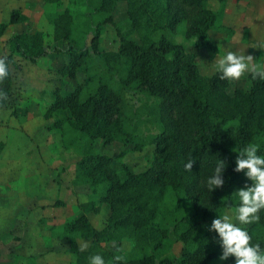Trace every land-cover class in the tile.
I'll return each instance as SVG.
<instances>
[{
  "label": "trees",
  "instance_id": "1",
  "mask_svg": "<svg viewBox=\"0 0 264 264\" xmlns=\"http://www.w3.org/2000/svg\"><path fill=\"white\" fill-rule=\"evenodd\" d=\"M117 1L89 2L95 14L104 13L103 24L114 26L117 50L101 47L103 24L89 36L74 28L67 9L45 14L46 32L20 31L9 38L11 49L31 63L46 54V37L63 40L66 49L53 48L68 56L59 72L76 80L78 68H85L86 82L77 83L67 94L55 88L53 101L45 110L47 116L57 109L68 111L67 116L53 122L65 148H76L87 138H101L104 145L122 141L127 146L134 140L137 120L129 114L123 87L134 85L157 98L161 130L151 139V164L135 171L122 160L124 151L83 154L75 164L73 180L87 185L88 199L78 205V216L59 224L62 231L58 235L70 236L76 264H89V257L96 254L106 264H235V257L219 259V237L208 228L226 209L236 210L239 199L234 192L252 183L245 172L234 171L236 151L252 143L264 156V80L253 79L248 73V90L237 88L230 95L229 80L220 79V73L200 74L186 48L190 44L198 50L214 49L209 32L217 27L218 13L209 7L208 0H124L128 30L116 24L111 15ZM26 18L20 9L13 8L8 20L0 22V36L9 25ZM134 29L138 42L128 37ZM178 33L183 42L175 39ZM3 56L8 58L9 75L0 83V90L7 92L8 100L0 101V109L12 99L15 87L16 62L10 54ZM190 159L195 163L192 171H186ZM218 160L226 164L225 184L210 191L206 181L214 174ZM183 194L191 212L177 219L171 229L164 227L156 220L159 209L166 207L174 213ZM89 213L101 215L105 224L95 227ZM259 216V222L246 230L251 243L264 248V210ZM170 231L182 243L180 254L157 257ZM78 238L90 239L85 251H80ZM111 241H129L131 245L129 250L118 252L120 246H106ZM115 255L124 259L114 262ZM13 259L7 264H16L18 257ZM26 259L19 258L20 262Z\"/></svg>",
  "mask_w": 264,
  "mask_h": 264
},
{
  "label": "rangeland",
  "instance_id": "2",
  "mask_svg": "<svg viewBox=\"0 0 264 264\" xmlns=\"http://www.w3.org/2000/svg\"><path fill=\"white\" fill-rule=\"evenodd\" d=\"M89 2L0 0V22L8 20L13 8L20 9L27 17L20 23L11 24L0 36V56L10 54L16 62L13 97L0 109V264L10 263L15 257H18L16 264H76L75 254L70 249V236H59L58 233L62 231L59 224L77 216L80 213L78 205L88 199L87 185L73 180L75 164L83 154L112 155L124 151L122 160L135 171H143L151 164V139L161 130L156 113V97L134 85L123 87L129 114L137 120L134 140L127 146L122 141L104 145L101 138H87L76 148H65L60 130L54 127L53 122L67 116L68 111L57 109L47 116L45 110L53 101L55 88L67 94L77 83L86 82L85 68H78L76 80L59 72L68 56L54 52L53 48L66 49L63 40L54 41L46 37V54L34 63L11 49L9 38L12 35L20 31L46 32L45 14L65 9L72 15L74 28L90 36L95 27L103 24L105 15L95 14ZM96 4L98 0H94ZM208 5L218 13L217 27L209 32L214 49L198 50L190 44L186 48V52L194 56L200 74L211 76L216 71L215 61L228 50L251 55L254 58L252 63L264 68V49L258 47L264 45V0H208ZM126 10V2L118 0L111 15L116 24L128 30ZM256 25L257 29H261L255 30ZM101 28V47L117 50L119 43L114 26L106 23ZM128 34L129 38L139 41L135 29ZM175 39L184 41L179 33ZM249 87L248 73H245L239 80H229L227 92L233 95L237 88L248 90ZM35 197L40 200H35ZM190 212L191 206L183 194L182 202L174 213L161 207L156 220L171 229L177 219ZM224 215L246 229L256 224L239 225L235 220L234 208L226 209ZM88 216L96 227L105 224L99 214L89 213ZM38 217L42 219L40 224L33 225ZM82 241L88 245L90 243V239L78 238L76 242L79 248ZM115 245L126 251L131 243L111 241L106 244L108 248ZM181 248L182 243L170 231L165 246L156 252V256L173 257L180 254ZM146 253H151L150 249H146ZM20 256L27 259L20 262Z\"/></svg>",
  "mask_w": 264,
  "mask_h": 264
},
{
  "label": "clouds",
  "instance_id": "3",
  "mask_svg": "<svg viewBox=\"0 0 264 264\" xmlns=\"http://www.w3.org/2000/svg\"><path fill=\"white\" fill-rule=\"evenodd\" d=\"M258 47L264 49V45ZM7 59V56H0V83L9 75ZM253 59L251 55L228 50L215 61V68L221 74L222 80H239L245 73L251 74L253 79L264 80V68L254 65ZM6 100H8L7 92L0 90V101ZM258 150L259 146L252 143L239 151L233 150L238 152L234 171L245 172L246 177L252 182L250 186L245 184L243 188L234 192L239 199L235 210V220L239 225L259 222V212L264 210V156L259 155ZM194 163L195 159H190L185 164V170L192 171ZM225 168V162L218 160L214 174L206 181L210 191L224 186ZM208 230L214 231L219 237L218 243L222 248L220 260L235 257V264H264V248L259 243L252 244V237L246 228L238 226L228 215L213 219ZM88 246L87 242L82 241L80 251H85ZM122 250L117 247L118 252ZM123 259L122 255H115L113 258L114 262H120ZM89 264H106V262L101 255L96 254L89 257Z\"/></svg>",
  "mask_w": 264,
  "mask_h": 264
},
{
  "label": "crops",
  "instance_id": "4",
  "mask_svg": "<svg viewBox=\"0 0 264 264\" xmlns=\"http://www.w3.org/2000/svg\"><path fill=\"white\" fill-rule=\"evenodd\" d=\"M9 26H10V25H9ZM9 26H8V27H9ZM8 27H7V28H8ZM257 27H258V26L256 25V29H255V30L261 29V28H258V29H257ZM257 32H258V31H257ZM10 119H11V118H10ZM10 119H9V120H10ZM12 120H13V119H12ZM35 188H38V186H36ZM35 200H40V198L35 197ZM79 212H80V211H79ZM78 215H79V214H78ZM78 215H77V216H78ZM74 217H76V216H73V217L70 218L69 220L73 219ZM41 220H42L41 217H38V218L36 219L35 223H32V224L38 226V224H40V221H41ZM95 227H96V226H95ZM97 228H99V227H97ZM100 228H101V227H100ZM115 246H116V245H115ZM161 257H162V256H161Z\"/></svg>",
  "mask_w": 264,
  "mask_h": 264
}]
</instances>
